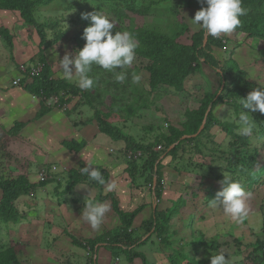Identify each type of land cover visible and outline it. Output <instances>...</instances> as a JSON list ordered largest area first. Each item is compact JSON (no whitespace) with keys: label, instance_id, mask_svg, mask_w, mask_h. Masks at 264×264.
Here are the masks:
<instances>
[{"label":"trees","instance_id":"obj_1","mask_svg":"<svg viewBox=\"0 0 264 264\" xmlns=\"http://www.w3.org/2000/svg\"><path fill=\"white\" fill-rule=\"evenodd\" d=\"M89 2L87 4L93 5L97 0H83ZM183 1V0H182ZM188 5L196 0H186ZM199 7H206L202 0H197ZM44 0H0V10H11L18 13L20 20L24 26L33 27L39 38L38 42V57L40 63L43 64L42 71L36 76H29L23 74L20 76L19 84L23 85L30 93L39 96L42 105L38 115L43 114L48 107L43 104L44 99L49 98L54 94L64 92L69 98L80 97L79 100L71 107L72 109L77 106H88L92 110V116L95 119L100 132L110 136L114 140L124 142V150L129 151L139 149L143 153L140 161L128 160L127 174L130 183L134 187L144 189L149 192L155 200V206H152L151 216L144 219L139 227L143 232H139L138 228L133 226L134 218L143 209L144 203L137 205L130 210H122L119 206L118 200L113 195L111 199V206L115 213L119 216L121 225L117 230L107 232L103 238L105 246L109 248L111 257L117 260L119 255L123 252L127 257V262H132L135 258H139L142 264H148V259L139 247L142 245H150L155 242L156 237L158 244H163L166 249H170L171 253L168 254L167 259L170 264H210V259L197 258L196 254L199 253L200 248L203 252L207 249L220 248L226 245V242H218L217 239H208L201 231L196 230L191 233L189 238L178 235V230L175 229V223L172 219L182 218L181 228L192 230L194 211L183 214L182 208L185 204L184 197L178 196L176 199L170 201V205L161 208L160 201L162 198V189L160 179L163 176L162 159L169 156L175 159H184L191 162L192 154L198 153L206 156L208 152L205 151L206 146L203 143L204 134L210 136V129L213 126L218 127L219 131L228 137L226 149H216L221 159L227 161L224 165L219 161L212 158L207 168L210 173H214V179L223 181L225 176L229 175L232 180L239 181L246 191H252L256 184L264 183V113H260L255 118V125H253V134L251 136H243L240 134V127L234 122L219 120L213 113L212 108L221 101L223 94L229 91V94L236 98H241L235 88L226 91L227 85L230 81L242 80L244 70L238 65L235 59L231 58V53L225 61H220L213 54L212 46L225 49L226 43L221 38H213L207 35L206 42L204 43L205 33L202 30L194 32L191 36V44H184L177 39L183 36L189 29L185 23L180 24L181 27H171V33H167L164 29L156 28L154 26L144 25L139 26L134 24V20L130 18V22L125 21V15L117 13V9L112 11L116 14L113 20L116 24L113 29L115 31H129L131 32L136 41L138 48L136 49V56L145 61L142 64L143 68L149 73L148 89L137 87L131 83V78L137 74V67L135 69H125L127 72V80L124 83H119L115 80V73H109L98 66H93L91 75L97 76L98 84L105 83V89L112 90L113 96L109 95L104 90L105 95L103 98H97L90 90H81L76 83L71 82L64 78L54 77L51 64L47 61L45 48L57 42L66 32L67 28H59L58 21L54 22H39L35 16L36 6ZM243 6L247 9V15L242 16L241 25L233 32H245L248 37H255L264 41V0H243ZM99 8L87 10L79 7L78 15L75 22H82L83 26L76 33L74 42L82 48L85 44L83 37L84 29L89 26V21L84 19L83 16L91 12H99ZM131 10L136 13V10L131 7ZM145 14L140 10L138 14ZM48 30L51 32V37L48 35ZM0 36L6 42L7 46L12 49L13 35L9 30L0 26ZM203 62L212 67L216 74L219 76V87L216 91H208L205 93L200 105L194 109H186L184 115L186 121L182 123V128L168 125L166 131L160 132L158 127L149 125L144 127L143 134L133 136L124 133L121 127L115 122H111L110 118L115 113H124V120L138 115V112L143 109H149L153 103V96H159L158 92L161 89L167 91L172 89L173 92L178 93L184 89V82L186 78L194 73L199 64ZM117 71H120L119 69ZM101 76V77H100ZM130 87L126 93L125 87ZM222 86V88H221ZM115 90H117L115 92ZM118 92L121 95H118ZM132 96V100L122 105L126 95ZM106 96V97H105ZM161 96V95H160ZM105 98H109V105H106ZM78 103V104H77ZM117 104V105H116ZM120 104V105H119ZM102 108H105L104 110ZM209 108V111L207 112ZM207 113V114H206ZM204 117H206L205 125L201 132L196 136L182 138L184 135H192L199 129ZM22 123L16 122L14 127L11 128L13 132L21 126ZM239 128V131L237 130ZM156 131L153 136H148L149 132ZM11 132V131H10ZM148 132V133H147ZM147 133V134H146ZM153 137V138H152ZM139 138V139H138ZM147 139V140H146ZM6 141H4V145ZM85 143L83 141H65L64 146L73 147L74 150H79ZM175 144L171 147V145ZM160 146V150L156 146ZM220 146V145H218ZM3 145L0 144V148ZM234 147V148H233ZM124 152V153H125ZM182 152V155H180ZM188 152V153H186ZM185 154V155H184ZM210 155V153H209ZM163 156V157H162ZM202 167V166H201ZM231 167L233 169H231ZM213 169V170H211ZM105 179L108 180V175H104V170L99 169ZM232 170V171H231ZM234 170V171H233ZM226 171L228 173H226ZM233 172V173H232ZM212 173V174H213ZM234 174V175H231ZM204 177V176H202ZM201 177V178H202ZM156 178V184H154ZM206 178V177H204ZM57 179V178H56ZM39 182L38 184H45ZM86 182L92 186L98 187L102 190L103 186L95 181H90L86 175L81 172L72 171L66 180L65 190L72 189L77 183ZM60 184V182H58ZM35 185L31 183L28 178L21 174L16 177L0 176V234L4 235L8 227H16V224L22 219L20 212V205L18 200L26 196L27 198L33 195ZM135 188V187H134ZM65 191V192H66ZM143 192V191H141ZM192 193H195L192 191ZM99 200L106 199L101 192L97 196ZM205 200L206 203L217 199L215 192H209ZM24 200V199H23ZM186 216V217H185ZM184 217V218H183ZM189 219L186 221V219ZM8 226V227H7ZM175 236L177 238H175ZM2 237V236H1ZM235 240L239 241L237 238ZM98 239L86 240L81 242L73 239V243L81 246L88 247L89 252L96 249ZM152 242V243H151ZM176 245V246H175ZM244 246V245H243ZM249 246V245H247ZM246 245L240 249V257L237 260L231 261V264H264V234L258 237L250 248ZM158 250V249H157ZM193 250V255L191 251ZM96 251V250H95ZM160 251V249H159ZM90 256V255H89ZM88 256V257H89ZM90 264H96L95 259L89 257ZM0 264H33L30 260L21 258L14 246L10 241L0 242Z\"/></svg>","mask_w":264,"mask_h":264},{"label":"rangeland","instance_id":"obj_2","mask_svg":"<svg viewBox=\"0 0 264 264\" xmlns=\"http://www.w3.org/2000/svg\"><path fill=\"white\" fill-rule=\"evenodd\" d=\"M87 3L89 2L83 0H44V2H41L36 6L35 16L39 22L50 23L58 21L59 28H67V32L57 42L45 48L47 61H51L49 62L51 68L56 67L55 74H53L56 77L63 78L59 68V60H61L65 54L69 55L71 58L77 50L81 49L74 42V37L83 24L82 22L74 23L72 21L73 19H76L79 7H83L87 10L99 8V12L103 15H107L112 21L116 18V14L119 13L126 16L124 20L127 22H130L131 18L134 20V24L139 26H154L156 28L164 29L167 33H171V27H181L180 24L185 23L188 25L189 29L183 36H180L177 39V41L184 44H191L192 34L199 31L193 30V27L188 20L192 19L195 13L201 8L196 4L199 3L197 0L194 3L192 2V5H188L186 0H97L93 5ZM131 7L136 10V13L131 10ZM113 9H117V13H114L112 11ZM140 10L142 12L144 10L145 14H138V11ZM0 26L7 28L11 35H13L14 40V50L10 52L11 56H8L7 58L8 72L16 67L20 72L21 65L34 66L38 63L41 64L38 57L39 38L37 33L33 27L24 26L22 24L17 12L0 10ZM48 35L51 37L50 30H48ZM220 38L226 43V47L225 49H221L212 46L213 54L222 62L225 61L231 53V58L236 60L245 73L242 75V80L235 82L230 81L226 87V91L235 88L239 94H242V97L236 98L227 91L223 94L221 101L212 108L213 113L219 120L234 122L236 125L240 124L239 127L241 126L240 117L242 115H247L249 122L253 126L255 125V118L258 117L260 112H250L247 109H241L240 100L246 98L253 89H264V41L255 37H248L245 32H232L227 35H221ZM144 63V60L136 56L133 65L127 69L133 70L137 67V74L141 75L142 80L139 85H134L139 88L144 86L148 89L147 84L149 73L143 68L142 64ZM97 76H99V73H97L96 76L93 75L95 81L99 79ZM218 77L219 76L212 67L201 62L197 70L186 78L184 82L185 87L181 92L175 93L172 89H168L164 92V90L161 89V91L158 92L159 96L152 97L154 98V104L150 106L149 109H143L138 112V115L130 117L127 120H124V117H122L124 116V113H115L110 118V121L118 124L124 133L133 136L143 134L144 127L149 125L158 127L160 132L166 131L168 125H173L181 129L183 127L182 123L186 121L184 115L186 109L197 108L204 98L205 93L210 91V89L216 91L219 87ZM71 82L77 84V77L73 76ZM105 88V83H102L98 84L93 89H90V91H92L93 95L95 97L97 96L99 99L104 97ZM125 89L127 93L130 90V87L127 86ZM116 91L117 90H115V92ZM106 92H108V90H106ZM112 92V90H109L108 93L110 96H113ZM119 94L121 95L120 92H118V95ZM79 98L80 97L69 98L72 106L79 100ZM122 100V105H124L132 100V96L128 94V96L126 95ZM44 103L45 102H43V104ZM105 103L106 105H109V98H105ZM44 105L51 106L52 104L45 103ZM102 109L104 110L105 108ZM243 111L248 112V114ZM237 130L239 131V128ZM155 132L156 131L149 132L148 134L146 133L147 137L150 135L153 136ZM209 132L211 134L210 136H205L207 135V133H205L203 137V143L206 146L205 151L208 152L206 156L198 153L192 154L191 162L181 158H171L169 156L162 159L163 176L160 179V184L163 199L160 201V207L165 208L169 206L171 200L182 195L185 200L182 213L188 214L191 210L194 211L192 220L193 228L192 230H188V228L182 229L180 227L182 225V218H179L178 220L173 218L171 222L176 224L174 228L178 230L177 237H179V234H182V237L187 239L191 236L192 232L196 233V230H198V232L201 231L209 240L214 237L218 242H226L227 244L222 245L220 248L207 249V251L204 252L203 248H200L199 253L196 254L197 258L210 259L211 255L224 253L230 261H234L241 256L239 251L242 247L244 249L245 245H249L247 247L250 248V244L264 234V183H258L254 186L252 191H248L252 193V197L248 201V215L242 223L237 224L232 221L230 217L226 216L222 210L212 207L210 203H206L205 200L207 199L206 197L209 192L217 193L222 186V181L214 179V173H210V169L207 167L212 158L224 165L227 164V161L221 159L219 157L220 154L214 150L226 149L225 146L229 140L226 135L223 136L224 134H222L216 126H213ZM4 141L9 142L3 130V132H0V144L3 145V148H0V176L3 175L5 177L10 174V172L6 171L7 164L9 163L4 156V153H7V145H4ZM120 143L121 141L113 139L111 144L119 145ZM156 149L160 150V146L157 145ZM180 155H182V152H180ZM142 156L143 153L139 149H129V151L124 153V157H126L127 161L132 159L140 161L139 159L142 158ZM127 161L126 164H128ZM231 169L233 168L231 167ZM226 173L228 172L226 171ZM11 175L14 174L12 173ZM155 184L156 178L155 183L152 184V186ZM134 187L136 190L135 193H137V191H143L142 193L144 194L147 192L144 190L145 186H143L144 189H139L135 185ZM192 191L195 193H192ZM146 196L149 197V193L146 194ZM22 197L21 200L26 198V196ZM61 197L62 196H60V198ZM150 197H152V195H150ZM140 200L141 201L137 204H140L143 199ZM42 201H44V198ZM137 204H135L134 207H136ZM43 206L44 204L40 201L38 210L43 211ZM141 217V215H138L133 220V222L135 221L133 226L137 227L139 232H143V229L138 227ZM187 220L189 219L187 218L186 221ZM38 236L41 237V232ZM45 237L46 234H44L43 238ZM177 237L175 236V238ZM235 238L239 241L235 240ZM154 239H156V241H153V244L141 245L139 247V249H141L146 255L148 264H170L167 256L171 253V250L168 248L166 249L163 244L159 245L156 237H154ZM2 241H10L16 246V248H19V242L24 243L21 238H18L17 232H15L12 227H8L4 235L0 234V242ZM106 249L109 251L108 247H106ZM156 249L163 250L161 251V254L157 255ZM192 253L193 250L191 251V254ZM19 256L24 258L23 255L19 254ZM112 260L113 261L109 264H142L139 258H135L131 263H128L127 257L123 252L119 255V262L115 261L114 257Z\"/></svg>","mask_w":264,"mask_h":264},{"label":"crops","instance_id":"obj_3","mask_svg":"<svg viewBox=\"0 0 264 264\" xmlns=\"http://www.w3.org/2000/svg\"><path fill=\"white\" fill-rule=\"evenodd\" d=\"M12 43L11 49L0 36V132L4 130L9 140L5 144L7 153L4 156L9 163L6 171L10 174L5 177L23 174L36 186L33 195L18 200L23 217L12 229L24 243L19 242L17 251L33 264H90L89 257L95 259L96 264H109L113 260L103 236L121 225L119 216L111 206L112 195L125 211L134 208L143 199L144 206L138 214L142 216L141 220L151 216L155 200L150 194V198L146 196L149 192L145 189V194L139 191L135 193L126 171L128 165L124 157V142L121 140L119 145L111 144L113 139L100 132L88 106L63 111L45 105L48 109L38 115L42 108L39 98H33V94L23 85H13L12 81L20 77L17 67L8 72L7 58L14 50V40ZM55 69L52 67L54 74ZM16 122L22 124L13 132L11 128ZM65 141H83L85 144L76 151L71 146H64ZM86 163L103 169L104 175H108L106 184L115 181L118 187L109 191L103 186L101 190L86 182H79L66 191L69 174L72 171L81 172ZM47 164H55L58 171L45 184H38V170ZM100 192L106 199H98ZM86 200L110 206L98 229H92L82 217ZM40 201L44 204L43 211L38 210ZM40 232L41 237L38 236ZM73 239L82 243L92 239L99 241L96 251L89 252L87 246L81 247L73 243ZM162 250L156 249L157 255ZM115 261L119 262V258Z\"/></svg>","mask_w":264,"mask_h":264},{"label":"clouds","instance_id":"obj_4","mask_svg":"<svg viewBox=\"0 0 264 264\" xmlns=\"http://www.w3.org/2000/svg\"><path fill=\"white\" fill-rule=\"evenodd\" d=\"M202 3L206 7H201L194 17L188 20L193 30H202L213 38L232 33L241 25L240 18L247 15L243 0H202ZM83 18L90 22L83 31L82 38L85 44L71 58L65 54L59 60L63 78L71 81L75 76L77 86L81 90L93 89L96 81L90 73L93 66H98L109 73H115L117 82H126L127 72L124 70L133 65L136 59V49L139 46L134 35L129 31L113 33L115 22L107 15L95 11L85 14ZM118 69L120 71H117ZM141 80V75L134 74L131 83L139 85ZM240 104L241 109L264 113V89H253L246 98L240 100ZM243 112L248 114V112ZM240 120V134L251 136L253 127L248 116L242 115ZM92 166L86 163V166L81 168V174L86 175L90 181L106 186L109 191L118 187L115 181L106 184L101 171ZM221 185V189L216 193L217 199L210 202L211 206L222 210L237 224L242 223L248 215V201L252 193L246 191L239 181L232 180L229 176H225ZM109 211L110 206L107 203H94L86 200L81 214L92 229H98ZM210 264H231V261L224 253H218L211 255Z\"/></svg>","mask_w":264,"mask_h":264},{"label":"built area","instance_id":"obj_5","mask_svg":"<svg viewBox=\"0 0 264 264\" xmlns=\"http://www.w3.org/2000/svg\"><path fill=\"white\" fill-rule=\"evenodd\" d=\"M42 64V63H41ZM31 65V66H20V76L27 74L29 76H36L42 71L43 64ZM20 77H17L12 81L13 85H19ZM33 98H39L36 95H32ZM63 96V97H62ZM73 98V97H72ZM44 102L47 104H52L51 106L60 108L63 111L69 110L72 107V103L69 99V96L65 95L64 92L59 94H54L47 99H44ZM129 157V156H128ZM58 171V167L55 164H47L41 166L37 173V182H44L53 177V174ZM264 251V246L262 248Z\"/></svg>","mask_w":264,"mask_h":264},{"label":"water","instance_id":"obj_6","mask_svg":"<svg viewBox=\"0 0 264 264\" xmlns=\"http://www.w3.org/2000/svg\"><path fill=\"white\" fill-rule=\"evenodd\" d=\"M206 39H207V34L204 35V43L206 42ZM221 88H222V86H221ZM208 111H209V108H208L207 112ZM205 121H206V117H204V119H203V121H202V123H201V125H200V127H199V129L197 130L196 133H194L192 135H184V136H182V138H186V137H190V136H196L197 134H199L201 132V130L203 129L204 125H205ZM174 145L175 144L171 145V147L174 146ZM154 182H155V178H154ZM153 206H155V203H154Z\"/></svg>","mask_w":264,"mask_h":264}]
</instances>
